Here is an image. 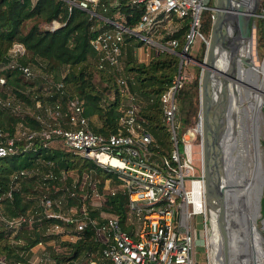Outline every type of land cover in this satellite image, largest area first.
I'll use <instances>...</instances> for the list:
<instances>
[{"label":"built area","instance_id":"obj_1","mask_svg":"<svg viewBox=\"0 0 264 264\" xmlns=\"http://www.w3.org/2000/svg\"><path fill=\"white\" fill-rule=\"evenodd\" d=\"M118 1L66 0L67 9L75 5L94 16L95 22L92 27L108 23L90 36L88 42L94 50L95 65L114 74L117 90L127 98L126 103L119 105L120 114L116 129L105 134L92 130L86 125L87 118L81 111V99L68 97L62 103L57 95L52 101L43 102V111L49 108L55 115L34 113L36 119L39 117L42 119V121L37 119L39 122L37 128L26 126L19 131L20 135H15L17 131L15 128L10 135L0 130V154L15 151L17 140L21 141V147L26 148L31 147L35 141L44 145L50 139H58L74 152L110 168L116 181L113 185L106 181L103 187L109 193L115 190L124 192L126 197L122 220L124 227L121 226L117 215L112 212L101 214L99 209L96 216H90L86 209L87 200L84 198L91 199L94 195L98 201L100 193L94 182L88 180L89 177L84 172L76 182V177L72 174L74 183L67 187L61 177V173L66 171L61 169L56 177L50 169L42 175L56 178L58 183L56 186L59 188L63 183L62 188L67 187L69 194L77 195L79 204L76 206L67 203L62 189L53 196L42 193L35 203L38 208L30 207L26 209L25 214L14 216L24 220L28 213L40 211L43 216H51L54 219L40 222L39 232L42 235H55L59 236L60 240L70 241L81 235L87 221L92 223V238L98 243L97 248L82 249L74 259L64 260L62 264H68L69 261L74 264H195L192 245L194 232L189 226V219L192 214L200 213L202 228L199 229V236L203 242L201 234L203 231L204 235L206 225L202 176L200 170L194 171L191 163L190 141L187 135L183 131L176 135L174 92L182 78L178 71L179 65L188 57L187 47L192 38L196 34L206 42L207 38L196 29V24L199 10L209 5L207 0H126L139 2L141 9L135 21L127 25L124 14L118 8L107 10V5L116 4ZM177 17L186 18L188 28L183 33L182 44L175 49L177 38L165 34L176 28L172 21ZM57 24L58 22L53 21L49 22L48 26ZM124 33L132 35L131 39L138 40L136 44L141 47L144 58L151 55V48L153 52L165 48L177 55V73L158 95L160 119L170 139L168 155L157 151L158 142L148 130L146 121L136 114L134 95L128 88V82L119 72L121 47L130 39H125ZM22 49L21 43L13 42L8 47L10 59H15ZM7 64L17 66L25 77L33 75L28 64L18 62ZM3 84L6 83L0 75V86ZM60 84V81L55 82L57 87H60ZM3 92L5 94V91ZM0 105L9 110L18 109L20 104L17 98L9 99L7 95H0ZM190 133L191 137L199 133L197 119L191 126ZM150 142L154 147L149 146ZM177 142L180 143V147ZM51 163L48 158L36 157L33 159L34 167L14 169L10 173V179L13 182L24 173L38 172L39 164L50 167ZM183 178L188 180L187 187L183 184ZM74 185L77 191L73 189ZM9 190L8 186L0 197H9ZM51 204L54 208H51ZM14 216L5 214L0 207L1 224L7 227L15 226L11 219ZM41 240L39 237L30 244H37ZM204 243L206 244V236ZM6 262L24 264L19 259H6Z\"/></svg>","mask_w":264,"mask_h":264},{"label":"trees","instance_id":"obj_2","mask_svg":"<svg viewBox=\"0 0 264 264\" xmlns=\"http://www.w3.org/2000/svg\"><path fill=\"white\" fill-rule=\"evenodd\" d=\"M210 3L211 0H207V4ZM114 8H118L124 14L127 25L135 21L141 10L139 2H128L126 0H119L116 4L107 5L108 11ZM263 9L264 0H261L256 15L259 33L257 39L261 40L262 44L264 41ZM53 21L58 22V24L49 27L48 23ZM94 22V16L89 15L83 8L72 5L67 9L66 0H0V74L3 76L5 83L11 85L12 92L20 96L25 104H29L31 109L30 113L23 112L19 115L10 113L5 106L0 105V130L8 135L12 134L15 122L18 120L31 128L39 126V122L34 117V113L38 110L34 105V100L37 97L30 99V89L22 90L18 88V86L22 88L26 80L33 81L34 74L31 77H24L17 66L7 64L10 59L8 47L13 42H19L23 46L22 52L16 55L17 62L30 66L32 64L36 65L50 79L52 86L54 85L51 94L45 95L46 99L44 100L52 101L58 95V99L64 103V100L68 97H77L81 99V111L86 116L87 122H91V127H89L92 130L105 134L107 131L116 129L120 114L119 105L123 96L117 90V84L112 75L105 69L95 65L93 61L94 50L88 42L90 36L108 23L104 22L98 27H92ZM209 22L210 9L203 7L199 10L196 26L204 35H207ZM187 26L185 20L183 25L176 27L169 34H165V36L170 35L177 38L178 43L175 49H178L182 44L183 33ZM131 36L124 33L125 39L131 38ZM204 46V40L199 37L196 47L191 53L196 60H199L202 56ZM185 64L186 62L182 61L179 70L181 68L182 70L185 69L187 66ZM190 66L194 70V74L191 78H182L180 85L174 92L178 114L176 135H179L180 131L193 123L198 109L199 65L197 62H192ZM123 67L127 73L123 77L128 82V88L134 95V101L138 104L135 106L136 114L143 121H146L145 124L148 130L160 145L157 151L160 153L165 152V155H168L167 151L170 148V143H168L166 128L159 118L158 95L177 70L176 53L172 50L160 48L144 59H126ZM57 81H60V87L55 86ZM0 95H4L2 90H0ZM135 95L143 103L140 104ZM262 116L264 119L263 114ZM159 129L166 133L164 137L167 140H164V142L158 139L157 131ZM177 145L180 147L179 142H177ZM16 146L15 151L0 154V194L8 186L10 187L9 197H0V207L5 214L13 216L25 214L26 208H38L35 203L42 193L53 196L62 189L65 201L77 206L79 204L77 195L69 194V188H62L63 183L61 188L52 189L50 186L44 185L52 184L54 186L53 181H57L56 178H42V174L47 169L52 170L54 177H56L60 169L66 171L71 168L73 175L76 177V182L84 172L88 175V180L94 182L95 188L100 193L98 207L94 209L86 207L88 214L96 216L98 213L96 209L112 212L117 215L121 226H123L122 220L126 198L124 192L115 190L113 193H109L102 187L103 180L107 177L111 178L110 185H113L115 181L114 173L110 168L101 166L91 158L74 152L58 139H50L44 145L35 141L31 147L26 148L21 147V141L17 140ZM149 146L154 147L151 142ZM36 157L50 159L51 166L39 164L38 172L24 173L12 182L10 179L11 171L17 168L28 169L34 167L33 159ZM84 188H86V185H84ZM73 189L78 190L76 186H73ZM51 208H54L53 204H51ZM34 214H38L40 217L36 216L33 220L30 234L24 235V239L29 243L41 237L40 232L34 227L35 224L54 219L51 216H43L40 211ZM92 227V223L87 221L78 238L74 241L60 240L59 248L52 249L49 255L55 261H64L74 259L82 249H96L98 243L92 238ZM3 228L4 226L0 224V264H8L6 259H19L24 264H31L25 254L17 251L19 246L23 247L24 245L11 243L5 236Z\"/></svg>","mask_w":264,"mask_h":264},{"label":"water","instance_id":"obj_3","mask_svg":"<svg viewBox=\"0 0 264 264\" xmlns=\"http://www.w3.org/2000/svg\"><path fill=\"white\" fill-rule=\"evenodd\" d=\"M239 2L241 0H211L208 6L210 22L207 39L203 55L196 61L200 65L197 120L209 264L213 231L218 234L219 264H232L233 261L239 264L241 259L247 257L246 249L241 248V243L235 236L236 229L232 219V199L228 192L229 178L226 174L229 146H221L226 130V116L231 114V121L235 118L229 109L228 88L231 89L237 78L236 66L238 63L247 65L254 62L241 49L250 47L255 51L254 24L252 21L248 22V17L249 14H255L256 0H253V6L242 17L238 12ZM221 57L224 58L223 66L217 64ZM256 65L264 66V52ZM262 183L263 179L261 185ZM259 197L258 193V206Z\"/></svg>","mask_w":264,"mask_h":264},{"label":"rangeland","instance_id":"obj_4","mask_svg":"<svg viewBox=\"0 0 264 264\" xmlns=\"http://www.w3.org/2000/svg\"><path fill=\"white\" fill-rule=\"evenodd\" d=\"M260 2L261 0H256V6H255V14H249L248 17V22L254 24L255 26V30H253V38H254V54L252 53V49L250 47L247 48V53L249 54V56L252 58L251 62L252 63H248V73H249V79L250 81L254 84L257 85V75L260 74V78H261V83H260V87L264 88V69L262 66H259V68L256 66V64H258L259 60L261 59V56L264 52V41L263 44L261 42V40H258V28H257V9L259 10L260 7ZM264 11V9H263ZM107 12V11H105ZM186 20V18L183 17H177L172 21V25L174 27H179L180 25L184 24V21ZM188 28V26H187ZM186 28V29H187ZM198 28V26H196V29ZM208 33V31H207ZM204 37L207 38V35L202 34ZM199 36L198 35H194V37L192 38V42L190 43V45H188L187 47V58L185 59V62L187 64V66L185 67V69L182 70H178L179 73L181 74L182 78H191V76L194 74V70L191 68L190 64L192 62H196L197 60L193 57V55L191 54L197 44ZM264 38V37H263ZM152 48L150 49V53L152 54ZM121 54V53H120ZM134 55V51H131V55H129V57H125L122 60L119 59V72L121 71V75H126V71L124 70L123 67V63L126 61V59H136ZM203 55V54H202ZM202 57V56H201ZM200 57V58H201ZM38 60L42 62L41 59L38 58ZM17 60L16 58L13 59H9L7 61V63H16ZM189 63V64H188ZM256 63V64H255ZM185 64V65H186ZM198 64V63H197ZM250 64V65H249ZM199 65V64H198ZM29 67L31 68L32 73L34 74V77L32 78L33 81H25L24 85L21 87L18 86V88L20 89H30V99L31 98H35L37 97V99L34 100V105L36 106V108L38 109L36 112H39V114H45L48 116H51L52 114L55 115V113L50 110L49 108H45V111H43V102L46 103L47 101L44 100L46 99L45 95H49L52 92L53 86L52 83L50 81V79L46 76V74L43 72V70L39 69V67H37L36 65L32 64L31 66L29 65ZM199 72H200V65H199ZM177 73V70L175 71V73L173 75H175ZM114 79V74L110 73ZM1 75V74H0ZM32 76V75H31ZM29 76V77H31ZM129 76V75H128ZM25 77V76H24ZM181 78V79H182ZM23 79V78H21ZM115 81V79H114ZM11 85H9L8 83L3 84L2 86H0V89L5 91L4 95L1 96H5L7 95L9 97V99H18L19 102V108L18 109H9L7 111H9L10 113H14V114H19L21 115L23 112H29L31 111L29 104H25L24 100L20 97L15 95L12 90L10 89ZM127 101V98L125 96H123ZM136 97V100L140 99L139 97ZM260 100L259 101H263L264 100V96L263 95H259ZM41 101H43L41 103ZM5 103V102H4ZM141 103L142 100H141ZM264 103V101H263ZM261 105L260 107V111L257 114V126H256V136H257V140H258V150H257V154H258V158H259V162L261 167L263 168L264 171V119L262 114L264 115V105ZM47 107V104L45 105ZM197 112L198 109L196 110L195 113V119L193 121L192 124L188 125L190 127H185L182 131L183 133L185 132V135H187L188 140L190 141V157H191V163L193 165L194 171H199L200 170V159H199V135H196L194 137H191V126H193V124L196 122L197 119ZM38 114V115H39ZM177 104H176V111H175V118L177 121ZM160 118V115H159ZM39 119V121H42V119L39 117L37 118ZM161 121V119H160ZM162 122V121H161ZM163 123V122H162ZM91 122H87L86 125L89 127H91ZM15 129H17L15 135H20V130L21 129H25L26 126L18 120L15 122ZM166 130V129H165ZM167 132V131H166ZM158 134V139L160 140H167L166 137H164V131H162V129L159 131H157ZM197 134V133H196ZM168 137V135H167ZM168 140L169 137H168ZM170 143V142H168ZM170 145V144H169ZM160 148V145H158ZM165 151V149H164ZM163 155H165V152H163ZM73 170H71V168H68L66 170V172H62L61 173V177H63V180L65 181L64 183L66 184V186H72L74 183V176L72 175ZM43 176V177H42ZM41 177L44 178V175H42ZM46 177V176H45ZM110 177H107V179L105 178L103 180V183L107 182H111ZM81 181V179H80ZM116 181V179H115ZM55 184H53L54 186L46 184L44 186H50L52 189H58L59 187H56L55 185L58 184L56 181H53ZM102 183V184H103ZM183 184L185 187H187L188 185V180L187 178H183ZM65 186V185H64ZM66 187V189H67ZM75 187V185H74ZM103 187V186H102ZM106 189V188H104ZM103 189V190H104ZM260 192H259V206H258V215L256 216V222L259 224L260 220L264 217V177H263V183L261 185L260 188ZM61 193V192H60ZM64 193V192H63ZM96 196H92L91 199L88 198H84V200L86 201V204L89 208H96L98 207V201L95 198ZM261 198V199H260ZM261 201V204H260ZM63 205H64V201ZM60 206H62V204L60 203ZM27 209V208H26ZM99 209H96V212ZM101 214L107 213L104 210L100 211ZM38 214H31L28 213V215L26 217H24V220L20 217L17 218V216H14L12 219V224H14L15 226H9L7 227L6 225L2 224L4 226V234L5 236L8 238V240L11 243L17 244V245H24L23 247H18V253L21 254H25L26 258L28 261H30L32 264H62L63 261H55L54 259H52V257L49 255L50 251L54 248H59V243H60V237L59 236H55V235H41L42 240L39 241L37 244H30L26 239H24V235H29L30 234V230L33 227V220L35 219V217ZM25 216V215H24ZM38 219V218H37ZM23 220V221H22ZM1 224V223H0ZM189 226L191 228V230L194 232V236H193V241H192V245H193V259H194V263L195 264H209V259H208V252H207V247L206 244L204 243V237L206 236V229L203 235V231H202V239L203 242L201 241V236H199V229L200 227L202 228V224H201V215L200 213H194L191 215L190 219H189ZM36 228V230L39 231V223L35 224L34 226ZM24 229V230H23ZM262 231L264 232V228L261 227ZM15 260V259H13ZM68 264H74L72 261H69Z\"/></svg>","mask_w":264,"mask_h":264},{"label":"bare ground","instance_id":"obj_5","mask_svg":"<svg viewBox=\"0 0 264 264\" xmlns=\"http://www.w3.org/2000/svg\"><path fill=\"white\" fill-rule=\"evenodd\" d=\"M239 5L238 12L242 17L253 6V0H241ZM241 51L247 53V48L244 47ZM252 53L254 54L253 50ZM223 61L224 58L221 57L217 64L223 66ZM236 70L237 78L231 89L228 88L229 109L235 118L231 121V114L226 116V130L221 146H229L226 174L229 178L228 192L232 199V219L237 241H240L241 248H245L247 254L239 264H264V232L261 229L264 227V218L259 224L256 222L259 213L257 196L264 175L257 154L256 126L257 114L264 101H259V95L264 96V88L260 87V74L256 77L257 85L250 81L248 64L238 63ZM213 232L210 264H219L218 234ZM231 263L236 264L235 261Z\"/></svg>","mask_w":264,"mask_h":264},{"label":"crops","instance_id":"obj_6","mask_svg":"<svg viewBox=\"0 0 264 264\" xmlns=\"http://www.w3.org/2000/svg\"><path fill=\"white\" fill-rule=\"evenodd\" d=\"M141 47L139 45L136 44V40L134 39H128L126 42L123 43L122 47H121V54L119 59L122 60L125 57H129V55H131V51H134V55L136 59H144V56L141 54ZM136 98V97H135ZM126 99L123 97L122 99V103H126L127 101H125ZM140 104H141V99L137 100ZM134 107L137 104V102L133 101Z\"/></svg>","mask_w":264,"mask_h":264}]
</instances>
